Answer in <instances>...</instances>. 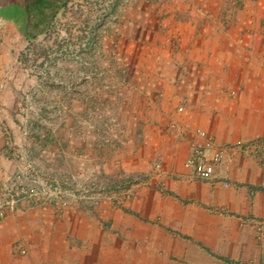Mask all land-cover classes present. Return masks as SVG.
Listing matches in <instances>:
<instances>
[{
  "label": "rangeland",
  "instance_id": "rangeland-1",
  "mask_svg": "<svg viewBox=\"0 0 264 264\" xmlns=\"http://www.w3.org/2000/svg\"><path fill=\"white\" fill-rule=\"evenodd\" d=\"M16 1L40 17L35 26L46 27L25 38L13 31L9 42L13 73L26 83L11 116L16 135L5 150L15 166L1 187L0 204L61 210L91 208L101 199L128 202L132 193L123 191L132 179L107 178L102 152L137 150L141 127L156 116L164 120V106L179 116L174 111L182 101L183 117L189 108L195 111L188 114L190 132L213 135L209 122L216 114L200 115L203 123L197 124L201 76L220 77L217 87L227 102L248 89H264V0ZM157 85L175 95L152 97ZM213 85L206 82V89ZM164 127L163 133L173 134ZM89 152L94 156L87 158ZM28 165L40 176L38 193L45 186L54 195L19 193L28 184L15 177L19 169L26 174ZM19 248L15 252L22 256Z\"/></svg>",
  "mask_w": 264,
  "mask_h": 264
},
{
  "label": "crops",
  "instance_id": "crops-1",
  "mask_svg": "<svg viewBox=\"0 0 264 264\" xmlns=\"http://www.w3.org/2000/svg\"><path fill=\"white\" fill-rule=\"evenodd\" d=\"M25 12L18 1L0 5V192L15 166L5 147L15 140L11 116L26 83L13 73L9 42L13 31L25 38L45 30L24 28ZM199 79L197 124L203 123L200 115L216 114L209 130L224 150L227 170L219 169L211 182L192 175L185 167L191 135L163 133L167 115L174 118L164 106V120L156 116L141 127L144 137L136 152L100 155L107 178L132 179L123 191L132 193L130 201L101 199L91 208L61 210L50 204H0V264H264V237L258 243L254 230V223L264 220V163L259 153L230 150L257 141L264 153V89H248L227 102L217 87L220 77ZM211 80L215 85L208 91ZM162 88L151 93L174 94ZM181 91L187 96L188 85ZM186 112L175 119L190 132L188 114L195 111ZM18 247L25 248L24 256L15 252Z\"/></svg>",
  "mask_w": 264,
  "mask_h": 264
},
{
  "label": "built area",
  "instance_id": "built-area-1",
  "mask_svg": "<svg viewBox=\"0 0 264 264\" xmlns=\"http://www.w3.org/2000/svg\"><path fill=\"white\" fill-rule=\"evenodd\" d=\"M184 80H181V89L186 86L184 84ZM152 97L163 98L164 93L162 91L154 90L151 93ZM173 96L175 94H172ZM185 113V104L184 102H179L175 108V115H183ZM168 130L172 132L174 135H177L181 138H186V136L190 133L191 138L189 142V154L185 162V167L190 170L192 175L199 180L211 182L214 180L216 172L219 169H228V163L225 161V153L224 150L217 146L215 138L213 135L204 131L202 129H196L193 132H189L188 130L181 128L180 124L175 118H171L168 122ZM231 151L247 154L248 152H256L259 153V158L262 163H264V153L261 151V145L257 141H248L244 143H238L230 148ZM17 182H26L28 185H20L18 187L20 194L28 195V197H37L39 195H47V191L50 189L44 188L42 189L43 193H38V191L34 188L35 184H40V176L35 169L32 168L31 165L27 166L26 174L23 173L20 169L18 170L16 177ZM42 186V184H40ZM227 186V183H224ZM51 191V190H50ZM53 192V195L56 191ZM60 194V192L58 193ZM89 199H94L93 197H89ZM254 230L256 234L257 242H261L264 237V220L257 221L254 223ZM20 254L24 256L26 251L23 247L19 248Z\"/></svg>",
  "mask_w": 264,
  "mask_h": 264
},
{
  "label": "flooded vegetation",
  "instance_id": "flooded-vegetation-1",
  "mask_svg": "<svg viewBox=\"0 0 264 264\" xmlns=\"http://www.w3.org/2000/svg\"><path fill=\"white\" fill-rule=\"evenodd\" d=\"M36 1H38V0H27V3H28V5H31V4H34ZM28 10L27 11L25 10L26 12L24 13L23 19H21L20 21H24V25L23 26L29 32H35V31H37L40 28V26L38 27L39 24L37 26H35L34 25V21L36 20V21H38V23H40L41 19H40V17L37 18V17H34V15L32 16L31 14H29ZM38 11L41 12L40 9ZM45 11L47 12L48 10H45Z\"/></svg>",
  "mask_w": 264,
  "mask_h": 264
},
{
  "label": "water",
  "instance_id": "water-1",
  "mask_svg": "<svg viewBox=\"0 0 264 264\" xmlns=\"http://www.w3.org/2000/svg\"><path fill=\"white\" fill-rule=\"evenodd\" d=\"M13 1H16V0H11L10 2H13ZM10 2H9V3H10Z\"/></svg>",
  "mask_w": 264,
  "mask_h": 264
},
{
  "label": "trees",
  "instance_id": "trees-1",
  "mask_svg": "<svg viewBox=\"0 0 264 264\" xmlns=\"http://www.w3.org/2000/svg\"><path fill=\"white\" fill-rule=\"evenodd\" d=\"M46 27V26H45Z\"/></svg>",
  "mask_w": 264,
  "mask_h": 264
}]
</instances>
